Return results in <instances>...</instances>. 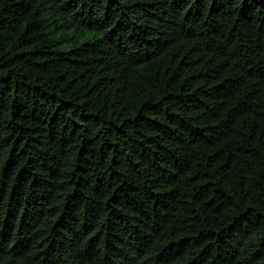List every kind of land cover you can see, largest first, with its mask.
Returning <instances> with one entry per match:
<instances>
[{"label": "trees", "instance_id": "trees-1", "mask_svg": "<svg viewBox=\"0 0 264 264\" xmlns=\"http://www.w3.org/2000/svg\"><path fill=\"white\" fill-rule=\"evenodd\" d=\"M0 264H264V0H0Z\"/></svg>", "mask_w": 264, "mask_h": 264}]
</instances>
